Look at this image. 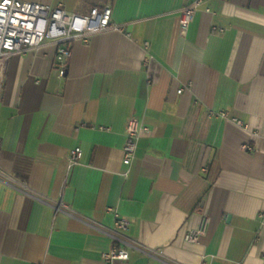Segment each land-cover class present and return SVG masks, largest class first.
Returning <instances> with one entry per match:
<instances>
[{"label":"crops","instance_id":"obj_1","mask_svg":"<svg viewBox=\"0 0 264 264\" xmlns=\"http://www.w3.org/2000/svg\"><path fill=\"white\" fill-rule=\"evenodd\" d=\"M22 1L125 29L71 42L62 74L52 42L0 58V264H104L115 213L113 264H264V0H202L184 28L193 0Z\"/></svg>","mask_w":264,"mask_h":264},{"label":"built area","instance_id":"obj_2","mask_svg":"<svg viewBox=\"0 0 264 264\" xmlns=\"http://www.w3.org/2000/svg\"><path fill=\"white\" fill-rule=\"evenodd\" d=\"M202 0H193L179 10V24L186 27L192 20ZM125 24L115 23L111 19V7L108 4L93 6L85 14L69 11L61 4L50 6L38 2L22 0H0V58L6 59L16 53H26L29 50L41 46L44 42H52L57 45L56 60L60 74L71 55L70 44L73 41L89 42L95 34L114 30L123 32ZM148 46V42L144 43ZM179 92L181 91L178 90ZM221 115H225L221 113ZM103 128V127H101ZM148 130L141 126L136 118H131L126 126V139L123 145V163L129 165L134 158L136 144L140 130ZM246 150L251 146L243 145ZM82 157L80 147L72 148L67 156L68 168L78 163ZM55 210H69V206L58 202ZM115 215V228L113 238L116 241L110 250L103 253L104 264H113L116 259L128 260V248L133 244L123 235L128 227V222ZM207 217L202 215L197 228L187 231L184 235L186 241L197 243L204 234ZM236 264H241L240 262Z\"/></svg>","mask_w":264,"mask_h":264}]
</instances>
